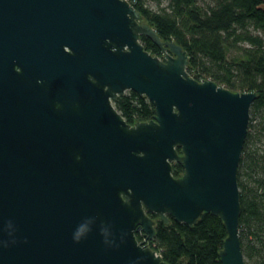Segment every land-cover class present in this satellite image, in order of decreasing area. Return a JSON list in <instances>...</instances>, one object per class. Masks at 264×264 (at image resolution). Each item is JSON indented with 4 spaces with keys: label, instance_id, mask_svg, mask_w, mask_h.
Instances as JSON below:
<instances>
[{
    "label": "water",
    "instance_id": "obj_1",
    "mask_svg": "<svg viewBox=\"0 0 264 264\" xmlns=\"http://www.w3.org/2000/svg\"><path fill=\"white\" fill-rule=\"evenodd\" d=\"M188 63L128 0H0V264H169L135 237L154 238L148 213L219 217L221 264H245L237 172L258 94ZM126 91L152 119L126 122Z\"/></svg>",
    "mask_w": 264,
    "mask_h": 264
},
{
    "label": "trees",
    "instance_id": "obj_2",
    "mask_svg": "<svg viewBox=\"0 0 264 264\" xmlns=\"http://www.w3.org/2000/svg\"><path fill=\"white\" fill-rule=\"evenodd\" d=\"M128 1L162 41H174L187 52L189 75L258 94L250 107L237 182L244 261L264 264V0H152L154 7L147 0ZM140 40L152 55L164 53L147 37ZM113 104L130 124L154 115L148 99L133 91ZM180 172L174 164L173 176ZM225 236L221 219L203 213L191 227L171 217L168 225L157 220L151 244L169 264H221L218 252Z\"/></svg>",
    "mask_w": 264,
    "mask_h": 264
},
{
    "label": "flooded vegetation",
    "instance_id": "obj_3",
    "mask_svg": "<svg viewBox=\"0 0 264 264\" xmlns=\"http://www.w3.org/2000/svg\"><path fill=\"white\" fill-rule=\"evenodd\" d=\"M177 150H178V148H177ZM179 151V153H180V150H178ZM174 164H178L179 166H180V169H181V172H180V174L178 175V176H174V177H181V175L183 174V168H182V166L179 164V163H177V162H172V166L174 165ZM173 175V174H172ZM148 215L153 219V221H154V229H155V227H156V223H157V220L158 221H161V220H159V218H158V216L156 215V214H154V213H148ZM135 237H136V239H137V241L139 242V243H142L144 246H147V247H150V248H153V244H151V241L153 240V239H149L146 235H144L141 231H137V232H135ZM154 249V248H153Z\"/></svg>",
    "mask_w": 264,
    "mask_h": 264
},
{
    "label": "rangeland",
    "instance_id": "obj_4",
    "mask_svg": "<svg viewBox=\"0 0 264 264\" xmlns=\"http://www.w3.org/2000/svg\"><path fill=\"white\" fill-rule=\"evenodd\" d=\"M147 2H148V5H150L151 7H154V2L152 0H147ZM162 3L164 4V2H162ZM163 55H164V53L159 57H162ZM247 261H249L250 263L252 262L251 260H247Z\"/></svg>",
    "mask_w": 264,
    "mask_h": 264
}]
</instances>
